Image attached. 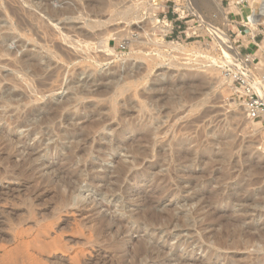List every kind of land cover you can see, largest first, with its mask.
Masks as SVG:
<instances>
[{"label":"rangeland","instance_id":"1","mask_svg":"<svg viewBox=\"0 0 264 264\" xmlns=\"http://www.w3.org/2000/svg\"><path fill=\"white\" fill-rule=\"evenodd\" d=\"M248 7L0 0V264H131L148 242L164 247L149 264H264V237L240 248V197H256L248 223L264 219V121L227 72L250 69L264 96V24ZM118 171L131 180L109 192ZM104 214L124 219L107 235Z\"/></svg>","mask_w":264,"mask_h":264},{"label":"bare ground","instance_id":"2","mask_svg":"<svg viewBox=\"0 0 264 264\" xmlns=\"http://www.w3.org/2000/svg\"><path fill=\"white\" fill-rule=\"evenodd\" d=\"M213 1V0H212ZM216 1V0H214ZM238 2H242V1H245V0H237ZM246 1H249V3L251 4L252 7H248V8H245L242 12H243V18H244V21L251 25V26H254L256 27L258 24H264V0H259L260 1V6H259V10L258 12H256V9H254V4L256 1L258 0H246ZM157 2V1H156ZM159 2V1H158ZM159 4V3H158ZM216 10L218 11L219 14L223 15L226 19V11L225 9L221 6L220 3H217V6H216ZM226 21V20H225ZM220 35V34H219ZM221 37V36H220ZM157 38V37H155ZM222 41L224 43L227 44V47L229 49H235V47L232 45V43L230 42V40L228 39V37H224L222 36ZM263 47V46H262ZM231 52V51H230ZM236 54V53H235ZM238 56V55H237ZM231 61V60H230ZM260 80V79H259ZM263 81V79H262ZM264 83V81H263ZM264 85V84H262ZM264 87V86H263ZM262 91V90H261ZM35 111V110H34ZM37 112H39L40 114V111L41 110H36ZM35 111V112H36ZM65 121H68V119L64 118ZM19 125L21 124H26V121L25 122H20L18 123ZM260 124V122H259ZM257 123V125H259ZM124 130H126L125 127L123 126H119V127H115L114 129V136L111 137V141L114 140V138L116 137H119V133L121 132H124ZM67 134H72L73 133V138H79L81 137V134H77L75 131H67L66 132ZM11 136H14V135H11ZM117 139V138H116ZM59 146V144H54L51 146V148H57ZM37 147V146H36ZM36 147H26L25 150L28 151V154H29V157L32 158V155L34 154V150ZM77 150H79V146L76 147ZM80 150L82 151L83 150V147H80ZM115 156H113L111 158V161L114 162L115 161ZM200 158V157H199ZM198 159V158H197ZM202 158H200V160L198 162L201 161ZM83 167L85 168H92L94 167V165H90V166H86L85 164L83 165ZM118 176H117V179L115 180L114 184L113 185H110L108 184L107 180L104 181V184L102 181H98V180H95L93 177H90V182L91 184L94 186L96 183H101L103 184V186L107 185L108 186V190L109 192L111 191H115L117 190V188L121 187L123 184H126L128 183L129 180H131V177L129 174H127L126 176L123 175V172L122 171H118ZM134 176V175H133ZM133 178V177H132ZM65 179V183L68 187V193H67V196L71 197L72 200L74 201H77L79 200L80 198V194L82 193V186H80L79 184H77L76 181H74V175L71 174L70 176H67V177H64ZM78 180V178L76 179ZM130 182V181H129ZM103 188V187H102ZM113 189V190H112ZM256 197H244L242 199V197H240V204L243 205L242 208L243 210H240V248L244 245L246 246V244H249V243H254L257 239L259 238H262L264 237V233L263 231L261 230V226L264 225V219H262V221H260L259 219H252V221L250 220L251 217H250V222L248 223L247 222V219L249 218L247 216V210H246V206H248V202L250 200H253L255 199ZM240 205V206H241ZM108 209H110V207H108ZM161 219L160 216H157V217H153V216H148L143 222L144 223H147L149 225L153 224L154 222L155 223H158V220ZM99 221L100 222V226H99V232L103 235H107L109 232H112V230H114L115 228H117V226L121 225L124 221V219H111V217H108L107 215H102L100 216L99 218ZM156 225V224H155ZM254 230H259V232L257 233H254L252 231ZM126 231V230H125ZM123 231V232H125ZM262 231V232H261ZM38 237V236H37ZM36 238V237H35ZM39 238V237H38ZM169 238H167L166 240H168ZM118 241H120V237L117 238ZM28 241V240H27ZM40 242V241H39ZM27 243V242H26ZM31 243V242H30ZM33 243V242H32ZM184 242L182 240H179L178 241V246L182 245ZM34 244V243H33ZM126 244V243H125ZM149 245V242L147 243ZM142 245L137 251H136V254L134 255L133 257V262L131 264H142V262H146V259H150V256H151V259L152 260H155L156 257H158L157 255L154 256L152 253H156V254H159V255H162V250L164 249L163 246H159V245H154V244H151L150 246L148 245ZM25 245V244H24ZM38 245V244H37ZM39 246V245H38ZM24 248V247H23ZM261 249H264L263 247ZM125 250V249H124ZM130 250H126V254L125 256H129V252ZM173 252H176V249L173 251ZM151 254V255H150ZM150 255V256H149ZM142 261V262H141ZM164 262V261H163ZM182 262V261H181ZM180 263V262H179ZM145 264H149L148 262H146ZM152 264H161V261H157V263L154 261Z\"/></svg>","mask_w":264,"mask_h":264},{"label":"built area","instance_id":"3","mask_svg":"<svg viewBox=\"0 0 264 264\" xmlns=\"http://www.w3.org/2000/svg\"><path fill=\"white\" fill-rule=\"evenodd\" d=\"M241 59L245 64L254 65L249 57ZM228 74L236 83V93L245 99V108L250 119L264 121V96L261 95L260 80L253 77L250 69L234 67L228 69Z\"/></svg>","mask_w":264,"mask_h":264}]
</instances>
